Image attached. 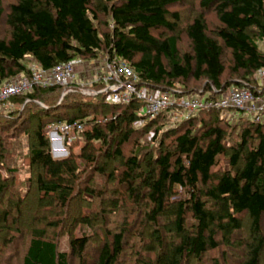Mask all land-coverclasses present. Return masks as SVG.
<instances>
[{
    "label": "trees",
    "instance_id": "trees-1",
    "mask_svg": "<svg viewBox=\"0 0 264 264\" xmlns=\"http://www.w3.org/2000/svg\"><path fill=\"white\" fill-rule=\"evenodd\" d=\"M184 1L16 0L5 15L10 36L0 37V83L27 74L29 61L50 68L74 58L108 56L128 62L140 84L161 90L179 89L178 84L183 93L242 85L256 88L255 73L264 67V49L259 46L264 43V0H200V14L186 27L189 50L183 52L176 35L156 37L153 32H174L180 13L172 7ZM210 11L219 22L211 33L205 17ZM3 12L0 7V18ZM100 14L108 18L106 26L112 23L108 30H99ZM225 49L229 51L228 65ZM226 71L236 76L235 81L224 80ZM191 82L202 84L203 90L187 91ZM64 90L61 86L37 88L6 102L34 105L26 118L36 120L31 128L30 163L36 169L42 198L60 206L69 203L77 185L78 158L94 168L101 156L121 158L119 179L128 197L146 206L144 222L152 237L146 249L155 253L148 264H190L202 258L220 246V236L230 241L238 235L245 214L254 239L246 243L242 264H260L264 250V122L250 121L240 140L227 145L220 109L200 110L212 119H199L203 124L195 128V117L188 118L167 134L170 141H160L152 154L146 156L138 150L125 159L122 147L135 134L133 125L141 117L138 110L142 103H106L103 94L87 96L78 90L60 99ZM166 114L147 118L148 122L155 123ZM63 121L85 122L83 140L70 144L68 155L55 158L46 127ZM74 146H80L77 154ZM222 156L228 158L229 166L215 170ZM1 182L0 176V196L5 188ZM178 187L186 196L173 199ZM82 221L93 226L90 219ZM111 236L101 243L94 264H119L126 231ZM89 245L90 237L82 234L70 239L69 252L63 251L44 229L35 228L22 264H71L72 258L84 263Z\"/></svg>",
    "mask_w": 264,
    "mask_h": 264
},
{
    "label": "rangeland",
    "instance_id": "rangeland-1",
    "mask_svg": "<svg viewBox=\"0 0 264 264\" xmlns=\"http://www.w3.org/2000/svg\"><path fill=\"white\" fill-rule=\"evenodd\" d=\"M16 0H0V7L4 12L0 18V37L8 38L10 28L6 23V12L11 3ZM200 0H185L182 4L172 7L173 11L180 13V20L176 24L174 32L167 30L154 31L156 37H166L174 34L179 39L181 50H189V38L186 34L187 25L196 18L200 12ZM100 31L111 28L112 23L106 26L104 22L108 18L100 14ZM207 28L209 32L217 27L218 19L213 11L206 15ZM264 49V43L259 44ZM225 63L229 64V51H224ZM31 64L32 62L29 61ZM29 64V65H30ZM236 76H230L227 71L224 80H232ZM253 86L258 87L256 79ZM177 87L184 89L178 84ZM202 84L190 83L187 91L196 89L203 90ZM185 90V91H186ZM264 93V89H261ZM62 97V96H61ZM64 97V96H63ZM60 98V99H63ZM33 104L16 106L11 103L0 105V141L4 145L0 149V176L2 186L5 187L0 196V264H22L26 253L31 232L35 228H42L49 239L57 242L60 250L70 251V239L74 236L86 234L90 237V245L86 252V261L79 262L72 258L71 264H94L98 255L100 245L103 241L111 239L114 232L126 231L125 250L119 264H148V259H153L155 253L147 251V244L152 240L150 227L144 222L146 206L143 202H133L128 197L126 187L120 181V173L123 171L121 158L109 159L101 156L96 167L83 165L81 159L79 164L78 180L76 189L69 203L60 206L51 199L42 198L37 189L36 169L30 163V149L32 147V125L36 122L26 118L29 108ZM24 114L22 118L21 115ZM183 111L174 115L167 113L155 123H149L147 118L140 117L134 123L135 134L130 142L122 147L124 158L141 150L148 156L164 140L169 142L171 136H167L173 129L178 128L180 123L188 118L192 120V126L201 127L199 119L210 120L208 113L195 112L189 115ZM220 126L226 132L225 142L232 145L240 140V135L250 121L258 120L264 122V111L251 114L249 112H237L235 110H221L219 112ZM156 129H159L156 134ZM52 155L65 156L69 154V147L53 142L52 135L48 133ZM156 134V139L153 137ZM62 149V148H61ZM80 146H74L73 151L77 154ZM104 149L102 148L101 151ZM228 158L222 156L218 159L215 170L228 168ZM100 169V170H99ZM93 189L90 193L87 189ZM173 199L186 196V192L180 187ZM90 219L93 226H88L82 220ZM242 230L229 239L219 237L220 246L208 251L202 258L194 259L190 264H242L246 260L247 247L254 238L251 234V221L248 215H243ZM247 243V244H246ZM260 264H264V250L261 254Z\"/></svg>",
    "mask_w": 264,
    "mask_h": 264
},
{
    "label": "built area",
    "instance_id": "built-area-1",
    "mask_svg": "<svg viewBox=\"0 0 264 264\" xmlns=\"http://www.w3.org/2000/svg\"><path fill=\"white\" fill-rule=\"evenodd\" d=\"M255 79L258 82L256 88L242 85L213 92L183 93L180 89L161 90L140 84L139 76L131 65L117 57L74 58L50 68L33 61L27 74H19L0 83V105L11 97L28 95L37 88L61 86L65 88L63 96L78 90L87 96L103 94L106 103L127 105L138 100L142 103L139 115L148 119L165 112L174 115L183 111L192 115L209 108L255 114L264 111V93H261L264 89V67L256 71ZM85 124L80 121L52 122L46 130L52 135L53 142L60 143V150L67 152L63 146L83 140Z\"/></svg>",
    "mask_w": 264,
    "mask_h": 264
},
{
    "label": "water",
    "instance_id": "water-1",
    "mask_svg": "<svg viewBox=\"0 0 264 264\" xmlns=\"http://www.w3.org/2000/svg\"><path fill=\"white\" fill-rule=\"evenodd\" d=\"M64 156H65V154H64ZM64 156H62V155H58V154H55V153H54V157H55V158H60V157H64Z\"/></svg>",
    "mask_w": 264,
    "mask_h": 264
}]
</instances>
